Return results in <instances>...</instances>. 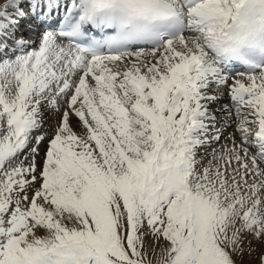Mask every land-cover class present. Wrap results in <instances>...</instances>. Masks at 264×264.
<instances>
[{
  "label": "snow or ice",
  "instance_id": "obj_1",
  "mask_svg": "<svg viewBox=\"0 0 264 264\" xmlns=\"http://www.w3.org/2000/svg\"><path fill=\"white\" fill-rule=\"evenodd\" d=\"M245 257L264 264V0H0V264Z\"/></svg>",
  "mask_w": 264,
  "mask_h": 264
},
{
  "label": "bare ground",
  "instance_id": "obj_2",
  "mask_svg": "<svg viewBox=\"0 0 264 264\" xmlns=\"http://www.w3.org/2000/svg\"><path fill=\"white\" fill-rule=\"evenodd\" d=\"M220 103H223V105H221L220 107H219V109H221L225 104H229L230 103V100H229V97H228V95H227V92H225V94H224V98L223 99H221V100H218L216 103H214V104H220ZM213 104V105H214ZM212 107V106H211ZM219 109H212L213 111H218V112H216L217 113V119L219 120V119H222L223 117H222V115H221V113L219 112ZM232 131H234V130H232ZM238 136V135H237Z\"/></svg>",
  "mask_w": 264,
  "mask_h": 264
},
{
  "label": "rangeland",
  "instance_id": "obj_3",
  "mask_svg": "<svg viewBox=\"0 0 264 264\" xmlns=\"http://www.w3.org/2000/svg\"><path fill=\"white\" fill-rule=\"evenodd\" d=\"M221 105H223V103H220V104H214V105H212V109H219V107H220ZM216 112H218V111H216ZM49 122L51 123V121H49ZM46 127H47V125H46ZM232 130H235V129H234V126L228 128L227 131L225 132V135H227L228 132H233ZM237 135H238V134H237ZM237 138L239 139V135L237 136ZM209 150H210V149H209ZM253 151H254V149H253ZM248 262H249V258H248V257H245V264H248Z\"/></svg>",
  "mask_w": 264,
  "mask_h": 264
}]
</instances>
